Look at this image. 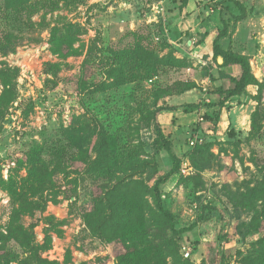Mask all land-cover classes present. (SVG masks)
Masks as SVG:
<instances>
[{"label":"rangeland","instance_id":"1","mask_svg":"<svg viewBox=\"0 0 264 264\" xmlns=\"http://www.w3.org/2000/svg\"><path fill=\"white\" fill-rule=\"evenodd\" d=\"M238 1L245 17L227 21L219 44L244 52L262 86L249 87L220 110L210 106L216 99L211 93L224 84L213 43L206 49L211 56L195 48L204 32L184 30L177 35L181 40L174 38L173 25L183 22L175 0H33L18 15L7 12L0 0V42L10 34L11 45L0 52V264H121L125 246L93 234L85 215L102 187L128 173L152 187L171 169L169 156L150 147L155 138L151 115L162 107L156 121L180 161L178 173L160 187L162 202L176 229L196 223L181 235L180 255L191 264H239L254 253L252 244L264 240V227L248 233V224L245 236H236L229 201L235 199L247 224L260 202L246 204V189L264 185V171L254 165H264V132L263 139L246 141L258 91L264 107V0ZM197 3L200 15L188 27H197L200 18L201 28L212 29L214 39L222 29L219 11L211 9L210 0ZM161 4L170 9L164 18ZM137 44L179 65H161L149 78L97 91L109 81L105 74L115 56ZM245 127L247 132L240 130ZM99 131L114 146L112 155L119 161L114 167H90ZM203 144L208 152L194 167L189 155ZM128 156L147 161L150 169L144 174L120 169ZM42 164L48 178L32 176ZM182 165L191 171L182 172ZM18 195L22 201H15ZM153 220L148 214V229L159 232ZM21 228L37 247L36 255L18 241Z\"/></svg>","mask_w":264,"mask_h":264},{"label":"trees","instance_id":"2","mask_svg":"<svg viewBox=\"0 0 264 264\" xmlns=\"http://www.w3.org/2000/svg\"><path fill=\"white\" fill-rule=\"evenodd\" d=\"M33 0H4V8L7 12L18 15L31 6ZM177 6L176 14L178 15L183 8L186 7L188 0H175ZM213 2L214 0H210ZM210 5L213 11L218 10L222 29L218 32L212 44L213 59L219 68L220 79L224 84L218 86L212 95L216 96L215 101L210 105L222 109L231 99L246 94L249 86L261 87L260 82L251 72L250 64L245 55L233 52L229 49H223L219 41L227 35V21H241L245 17V7L238 0H219ZM170 9H165V16ZM229 15L228 19H224L223 15ZM207 33L200 35L197 44H201ZM10 34L2 36L0 44V52L6 53L10 48ZM125 56H127L125 58ZM125 59H129L128 62ZM221 60L219 63L218 60ZM176 66L178 61L171 57L160 58L150 49L144 48L137 44L133 50H129L124 55L117 54L114 58V65L110 67L105 77L108 82L103 81L97 91L102 92L109 88L120 87L124 84L133 83L141 79L149 78L155 75L159 66ZM235 68L234 72L226 73V70ZM232 70V69H231ZM5 73V72H4ZM257 102L255 109L249 116V132L246 141H254L263 139L264 129V107L261 105L260 92L252 97ZM165 108H159L151 115L153 122L155 138L151 142L150 147L158 154L165 152L171 161V169L163 176L157 177L152 185L148 187L143 180L134 179V173H128L125 179L115 181L114 184L102 187L103 190L99 196L93 198L92 210L85 215V219L93 234L108 243H121L125 246V255L120 256L121 264H191L184 260L180 255L179 240L181 235L192 231L196 223L188 228L176 229L175 217L164 206L160 194V187L165 185L168 180L176 175L179 171L180 161L172 153L171 144L167 137L164 136L161 127L156 121L158 111ZM212 116V115H211ZM205 120H218V117H209L204 115ZM103 131H99L100 141L94 147L96 158L91 162L90 167L98 168L100 166L114 167L119 161L113 157V144H110L109 138L104 137ZM229 136L235 138L232 131ZM103 143V144H102ZM209 145H198L189 155L191 163L194 167L198 165V156H206ZM32 155V153H31ZM208 160L211 155H208ZM124 161V162H123ZM119 168L127 167V172H138L144 174L150 167L147 161L141 162L135 156H128V161L123 160ZM253 162V161H252ZM258 170L264 171V165L259 167L254 164ZM150 169V168H149ZM102 170V169H101ZM32 176H38L40 179H46L47 174L44 164L41 165L40 173L31 170ZM44 171V172H43ZM244 197L247 199L249 206L260 202L259 211L254 213L249 223L245 224L241 221V213L236 204L235 199H230L229 203L234 210L233 229L236 236H245V226L248 233H257L264 227V185L263 183L256 188H247ZM203 197H200L201 201ZM254 199L251 201L250 199ZM19 195L15 201H22ZM25 202V201H24ZM18 213V211H17ZM151 215L156 226H160L159 232H152L146 224V217ZM18 217V214H16ZM21 236L18 241L31 254H37V247L32 246L30 237L25 231L20 229ZM167 232H169L167 234ZM247 233V234H248ZM197 241L193 245L196 246ZM254 253H249L241 258L239 264H264V240H260L256 244H252ZM168 259L170 262L168 263Z\"/></svg>","mask_w":264,"mask_h":264},{"label":"crops","instance_id":"3","mask_svg":"<svg viewBox=\"0 0 264 264\" xmlns=\"http://www.w3.org/2000/svg\"><path fill=\"white\" fill-rule=\"evenodd\" d=\"M218 1L219 0H214L213 2H211V4L216 3ZM197 2H198V0H188L186 7L182 9L181 18L183 19V22L181 21V23L177 24V28H176V25H173V33H174V36H176L174 38H176L177 40H181L180 37L179 38L177 37V35H178V32H182L184 30L191 32V33H194L195 35L197 33H202V32L206 33L207 32V36L205 37L203 42L201 44H198L197 46H195V48H196V50H201L203 48V49H205L206 53H208L209 55L212 56V53L210 54V52H208L206 50L208 45L210 44V46H211V44L213 43V41L215 39V38L213 39L214 32L212 31V29L201 28V27H203V24L201 23L200 18H199V22H198V20L195 21L197 27H194L192 29H189V27H188V26H191V21H193V19H195L197 16L200 15L199 14L200 10L198 8L199 3H197ZM185 23H187V24L185 25ZM232 51L236 52V53H240L242 55H245L244 52H237V51H234L233 49H232ZM218 62H220V61H218ZM249 87H252V86H249ZM249 87H247L246 92H248ZM240 119H242V118L238 116L237 117V123L241 122ZM240 130H242L243 132H247L248 127H245V129H240Z\"/></svg>","mask_w":264,"mask_h":264},{"label":"built area","instance_id":"4","mask_svg":"<svg viewBox=\"0 0 264 264\" xmlns=\"http://www.w3.org/2000/svg\"><path fill=\"white\" fill-rule=\"evenodd\" d=\"M161 9H160V11L162 12V18H164V16H165V9H164V7H163V5L161 4ZM195 140H191L190 142H189V144H190V146H195ZM197 144V143H196ZM184 170H188V171H191V167L189 166H187V165H182V172H184Z\"/></svg>","mask_w":264,"mask_h":264},{"label":"water","instance_id":"5","mask_svg":"<svg viewBox=\"0 0 264 264\" xmlns=\"http://www.w3.org/2000/svg\"><path fill=\"white\" fill-rule=\"evenodd\" d=\"M218 61H221L220 59ZM220 63V62H219Z\"/></svg>","mask_w":264,"mask_h":264}]
</instances>
